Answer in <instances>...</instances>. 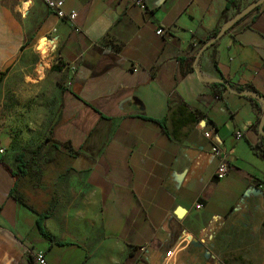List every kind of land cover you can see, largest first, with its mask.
Masks as SVG:
<instances>
[{
    "label": "crops",
    "instance_id": "obj_1",
    "mask_svg": "<svg viewBox=\"0 0 264 264\" xmlns=\"http://www.w3.org/2000/svg\"><path fill=\"white\" fill-rule=\"evenodd\" d=\"M145 1L143 9L130 0H64L67 14L78 13L70 23L42 0H0V77L39 55L47 38L41 48L66 80L53 135L81 153L57 180L55 200L48 185L13 175L20 153H10L14 137L5 131L16 124L0 117V264H31L30 251L44 252L47 264H165L178 251V264H192L185 243L193 231L251 215L264 222V159L253 149L263 110L212 88L226 80L264 96V1L199 60L239 0L225 12L227 0ZM213 143L230 158L221 180ZM41 214L54 241L37 232Z\"/></svg>",
    "mask_w": 264,
    "mask_h": 264
},
{
    "label": "rangeland",
    "instance_id": "obj_2",
    "mask_svg": "<svg viewBox=\"0 0 264 264\" xmlns=\"http://www.w3.org/2000/svg\"><path fill=\"white\" fill-rule=\"evenodd\" d=\"M254 2L239 0L235 15ZM41 41L37 42L39 55L31 54L26 61L1 74L0 91H6V96L0 97V104L4 103L0 117L3 121L6 118L15 120L13 124L16 125L5 131L14 137L11 154L12 151L23 153L28 160L39 146H43L39 157L48 162L55 154L54 149L45 143L59 116L66 80L62 63L57 57L49 56L48 51L45 54ZM255 160L263 164L261 159ZM247 218L246 224L232 220L218 225L217 229L208 226L202 233L197 230L188 234L185 244L192 255V264H264V222L259 227L255 225L253 215ZM177 252L172 258L173 264H178Z\"/></svg>",
    "mask_w": 264,
    "mask_h": 264
},
{
    "label": "trees",
    "instance_id": "obj_3",
    "mask_svg": "<svg viewBox=\"0 0 264 264\" xmlns=\"http://www.w3.org/2000/svg\"><path fill=\"white\" fill-rule=\"evenodd\" d=\"M236 2L237 0H227V5L224 12L230 10L232 7H235ZM222 28L223 26L213 31L212 34L209 36L208 40L205 42L204 46L209 42L215 40L214 42H212L210 46L214 45V43L219 40L216 38L218 34L221 32ZM202 48L199 50V52L202 50ZM182 61L183 60H181V63ZM57 67L59 69V66ZM212 83H213L212 88L214 90V93L218 97L222 96L223 91L229 90L238 95L250 98L251 101L255 104V106L260 111L263 110L264 113V103L258 97L250 94V92H255L264 98V96L258 93L255 90V88L249 85L243 86V85L235 84L226 80H214ZM219 87L222 88L219 89ZM61 123H62V119H59V121L55 126ZM159 123L162 126V128L165 129V122L161 121ZM53 129H51L47 137L45 146L49 145L50 147H52L54 149L55 155L51 157L48 160V162H43L39 157V153L41 152L43 146H39L38 149L35 150V152H33L31 158H29L28 160L25 159V154L21 153L17 156L18 171L12 173L17 178L28 180L34 186L48 185L49 188L47 191L49 192V194L55 196L54 199L56 200L57 197L55 193V185L57 180L61 176L65 175L73 167L74 159L77 156H80L81 153L78 150H75L70 143H66V142L64 143L56 140L53 135ZM253 149L255 150L256 154H258L264 159V123H263L262 131H259V142L256 146L253 147ZM23 204L30 207V209L33 210V208L29 206L27 203L24 202ZM47 217H48L47 214L39 215L38 219L36 220V229L37 232L40 235H42L44 238L50 241H54L53 238L46 232L44 228V222L47 219ZM58 245H67V244L58 243ZM29 259L31 264H37L35 260V256L31 251L29 252Z\"/></svg>",
    "mask_w": 264,
    "mask_h": 264
},
{
    "label": "built area",
    "instance_id": "obj_4",
    "mask_svg": "<svg viewBox=\"0 0 264 264\" xmlns=\"http://www.w3.org/2000/svg\"><path fill=\"white\" fill-rule=\"evenodd\" d=\"M42 2L47 6L49 11L53 13L57 18L66 21V22H74L75 19L78 16V13L73 11L69 14H67L63 7H64V0H42ZM130 3L136 6H139L143 9L146 8V1L145 0H130ZM159 35L164 33V30L160 28L157 32ZM243 138L242 133L237 134V139ZM212 152L214 156L218 157L220 160L219 166L216 171V178L218 180H221L225 178V176L229 173L230 171V158L228 152L218 143H213L212 146ZM5 149L0 148V154H4ZM202 205L198 206V209H200ZM141 250L145 252L146 248L142 247ZM35 256V260L37 264H47V260L45 258V253L42 251H37L33 253ZM175 255V252H168L165 258V264H173L172 263V258ZM137 264H145L141 260H138Z\"/></svg>",
    "mask_w": 264,
    "mask_h": 264
},
{
    "label": "water",
    "instance_id": "obj_5",
    "mask_svg": "<svg viewBox=\"0 0 264 264\" xmlns=\"http://www.w3.org/2000/svg\"><path fill=\"white\" fill-rule=\"evenodd\" d=\"M264 0H258L255 1L253 4H251L248 8H246L245 10L239 12L238 14H236L231 20H229L222 28L221 32L218 34L216 39H220L222 38L226 32L236 23H238L241 19H243L245 16H247L248 14H250L253 10H255L256 8H258ZM215 40H213L212 42H214ZM212 42H209L208 44H206L202 50L198 53L197 56V60H199V58L201 57L202 53L208 48L210 47V45L212 44ZM251 95H254L256 97H258L263 103H264V98L261 97L260 95H258L255 92H250ZM263 123H264V113H263V118L260 124V129L259 131H262L263 128Z\"/></svg>",
    "mask_w": 264,
    "mask_h": 264
},
{
    "label": "bare ground",
    "instance_id": "obj_6",
    "mask_svg": "<svg viewBox=\"0 0 264 264\" xmlns=\"http://www.w3.org/2000/svg\"><path fill=\"white\" fill-rule=\"evenodd\" d=\"M41 44H44V42H42ZM35 82H37V81H35Z\"/></svg>",
    "mask_w": 264,
    "mask_h": 264
}]
</instances>
